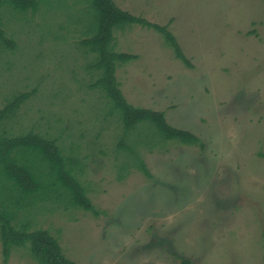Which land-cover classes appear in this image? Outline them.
<instances>
[{
	"label": "rangeland",
	"instance_id": "1",
	"mask_svg": "<svg viewBox=\"0 0 264 264\" xmlns=\"http://www.w3.org/2000/svg\"><path fill=\"white\" fill-rule=\"evenodd\" d=\"M113 1L166 25L190 64L158 31L116 27L113 50L136 56L115 71L126 101L200 142L164 140L143 123L123 132L93 85L92 0L2 6L0 108L30 94L6 129L55 138L97 212L41 202L16 227L47 230L77 264H264V0ZM0 264L38 263L28 246L4 261L0 242Z\"/></svg>",
	"mask_w": 264,
	"mask_h": 264
},
{
	"label": "trees",
	"instance_id": "2",
	"mask_svg": "<svg viewBox=\"0 0 264 264\" xmlns=\"http://www.w3.org/2000/svg\"><path fill=\"white\" fill-rule=\"evenodd\" d=\"M43 0H0V7L9 6L16 11L34 13ZM96 17V32L84 42L95 54L92 67L97 70L99 87L109 99L110 111L122 121L123 132L131 131L139 123L155 127L158 136L164 140H177L195 145L199 138L191 132L171 126L163 112L139 108L129 104L119 89L115 76L116 68L136 58L134 54L113 50V31L116 27L138 24L161 33L175 51V56L190 66L174 36L166 25L149 22L121 10L113 0H92ZM5 10V9H4ZM45 11L48 10L44 9ZM6 12V10H5ZM0 44L8 45L0 20ZM9 46V45H8ZM29 92L14 95L0 108V242L4 261L13 247L28 246L32 258L38 264H77L62 252L58 239L45 229L28 230L26 223L16 227V219H24L30 208L37 203L81 208L96 214L86 195V190L77 177V159L66 156L55 138L46 137L31 130L12 134L6 129L7 121L15 115L20 104L29 97ZM142 125V124H141ZM138 126V125H137ZM137 128V127H136ZM156 133V132H155ZM156 134V135H157ZM119 148H126L122 143ZM130 153L131 147H127ZM141 170L149 176L148 170ZM22 213V218L19 215ZM180 264H192L180 258Z\"/></svg>",
	"mask_w": 264,
	"mask_h": 264
}]
</instances>
